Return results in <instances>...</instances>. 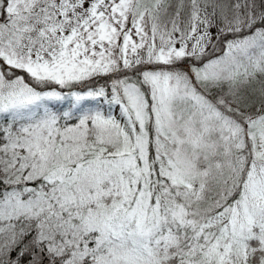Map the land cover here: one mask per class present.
Returning a JSON list of instances; mask_svg holds the SVG:
<instances>
[{
    "label": "snow or ice",
    "instance_id": "snow-or-ice-1",
    "mask_svg": "<svg viewBox=\"0 0 264 264\" xmlns=\"http://www.w3.org/2000/svg\"><path fill=\"white\" fill-rule=\"evenodd\" d=\"M0 264H264V0H0Z\"/></svg>",
    "mask_w": 264,
    "mask_h": 264
}]
</instances>
